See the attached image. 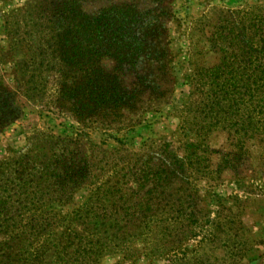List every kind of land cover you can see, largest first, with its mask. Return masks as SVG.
I'll return each instance as SVG.
<instances>
[{"label":"rangeland","instance_id":"rangeland-1","mask_svg":"<svg viewBox=\"0 0 264 264\" xmlns=\"http://www.w3.org/2000/svg\"><path fill=\"white\" fill-rule=\"evenodd\" d=\"M61 1L69 0H0V195L37 203L27 215L51 222L83 206L107 170L150 158L156 168L165 144L181 150L184 128L205 116L212 69L245 78L255 59L264 66V0H87L86 13L136 6L145 45L135 64L101 60L98 84L119 76L127 99L117 111L95 109L89 65L62 53L75 4ZM243 134L241 143L221 127L202 131L207 169H188L141 238L98 264H264V136ZM138 175L118 183L124 210L141 216L147 199L143 210L130 203ZM27 180L29 192L20 189Z\"/></svg>","mask_w":264,"mask_h":264},{"label":"trees","instance_id":"trees-1","mask_svg":"<svg viewBox=\"0 0 264 264\" xmlns=\"http://www.w3.org/2000/svg\"><path fill=\"white\" fill-rule=\"evenodd\" d=\"M86 1L60 2L64 7L75 4V7H70L74 24H69L63 34L66 44L62 53L68 55L72 52L78 60L77 65H89L86 72L90 71L93 75L91 82L94 90H91L90 101L95 104V109L107 105L117 111L121 108L120 103L127 99L126 92L121 88L117 75L108 74V78H112V81L106 80L109 85L98 84L102 83L104 75L100 63L105 56H113L121 64L134 63L139 58L145 47L140 33L143 19L135 12L136 6L125 2L104 6L96 13H86L81 9ZM65 13L62 9L59 19L65 17ZM71 41L75 45L68 49ZM253 64V74L245 75V78L226 73L222 66L207 74L209 80L202 84L208 86L203 110L205 116L201 123L184 128L181 150L165 144L163 156L157 158L156 168L151 164L154 158H150L140 167L129 168V171L126 167L107 170V180H102L90 199L56 222L27 215L28 211L33 212V208H37V203L32 202L30 207L31 201L17 199L13 204L9 196L0 195V234L4 238L0 243V264H98L105 254L123 250L127 241L141 238L143 231L163 209L162 201L173 194L174 184L189 179L188 169H196L197 172L207 169L204 164L209 162V147L206 139L202 138V131L221 127L238 135L241 143L243 133L244 136L249 133L264 136V66L258 59ZM97 88L100 94H97ZM251 102L255 103L252 112H245L250 110ZM227 163L232 164V161ZM130 173H139L136 180L140 183L134 199H130L131 207L141 206L143 210V200L147 199L141 216L124 210L128 194L124 186L119 188L118 182ZM87 177L83 179L87 181ZM31 182L33 180L22 182L24 184L21 183L20 189L27 192V184ZM98 202L100 204L95 207Z\"/></svg>","mask_w":264,"mask_h":264}]
</instances>
